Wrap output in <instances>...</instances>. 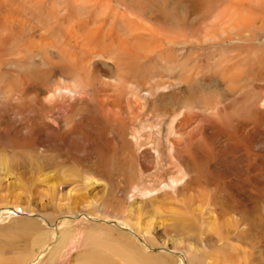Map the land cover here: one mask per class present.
Segmentation results:
<instances>
[{"label":"rangeland","instance_id":"1","mask_svg":"<svg viewBox=\"0 0 264 264\" xmlns=\"http://www.w3.org/2000/svg\"><path fill=\"white\" fill-rule=\"evenodd\" d=\"M89 74L74 79L77 94L108 80ZM214 82L217 97L158 87L142 105L128 86L121 102L138 116L106 130L24 127L49 107L3 87L0 264L264 261V107L238 108L264 85L251 81L240 99Z\"/></svg>","mask_w":264,"mask_h":264},{"label":"bare ground","instance_id":"2","mask_svg":"<svg viewBox=\"0 0 264 264\" xmlns=\"http://www.w3.org/2000/svg\"><path fill=\"white\" fill-rule=\"evenodd\" d=\"M91 71L106 76L103 89L90 83L92 93L77 94L74 79L93 80ZM212 79L240 99L253 80L264 85V0H0V90L49 107L24 127L106 130L127 120L125 128L138 116L132 100L121 102L128 86L142 105L158 87L217 97ZM60 107L70 108L65 117L50 111ZM263 107L264 97L238 105Z\"/></svg>","mask_w":264,"mask_h":264}]
</instances>
